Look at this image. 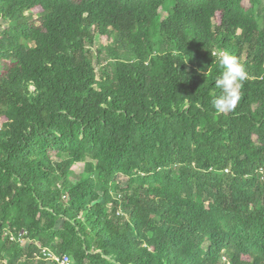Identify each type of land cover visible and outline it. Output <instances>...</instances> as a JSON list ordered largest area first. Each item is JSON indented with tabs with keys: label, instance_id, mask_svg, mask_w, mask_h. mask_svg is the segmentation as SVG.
<instances>
[{
	"label": "trees",
	"instance_id": "1",
	"mask_svg": "<svg viewBox=\"0 0 264 264\" xmlns=\"http://www.w3.org/2000/svg\"><path fill=\"white\" fill-rule=\"evenodd\" d=\"M221 51L247 73L224 113ZM41 248L264 264V0H0V264Z\"/></svg>",
	"mask_w": 264,
	"mask_h": 264
},
{
	"label": "clouds",
	"instance_id": "2",
	"mask_svg": "<svg viewBox=\"0 0 264 264\" xmlns=\"http://www.w3.org/2000/svg\"><path fill=\"white\" fill-rule=\"evenodd\" d=\"M215 58L222 72L214 80V86L220 94L213 99V107L218 113L233 111L241 99L242 85L247 78L245 67L235 56L226 51L215 54ZM207 74L208 69L204 75Z\"/></svg>",
	"mask_w": 264,
	"mask_h": 264
},
{
	"label": "built area",
	"instance_id": "3",
	"mask_svg": "<svg viewBox=\"0 0 264 264\" xmlns=\"http://www.w3.org/2000/svg\"><path fill=\"white\" fill-rule=\"evenodd\" d=\"M27 232L24 230L22 231L19 236L16 234H11L12 240H17L19 242H22L24 238L26 237ZM35 257L37 259H43L47 261H53L56 262L57 264H74L72 258L65 254V255H60L54 251H52L49 248H41V250L35 253Z\"/></svg>",
	"mask_w": 264,
	"mask_h": 264
},
{
	"label": "rangeland",
	"instance_id": "4",
	"mask_svg": "<svg viewBox=\"0 0 264 264\" xmlns=\"http://www.w3.org/2000/svg\"><path fill=\"white\" fill-rule=\"evenodd\" d=\"M161 13H162L163 17L167 16V14L164 11H162ZM106 44H107V42L105 40H100L99 38H97L96 47L95 48H102ZM83 169H84V166L83 167L82 166H77L76 169H74V172H73L74 174L72 175V180L73 181L78 180L80 177H82L84 175ZM117 182L120 184L121 188H125L127 186V180L123 176L118 177L117 178ZM24 240H25V238H24ZM26 241L27 240H25V242ZM37 260H43V259H37ZM222 262H226V260L224 259V260H222Z\"/></svg>",
	"mask_w": 264,
	"mask_h": 264
}]
</instances>
